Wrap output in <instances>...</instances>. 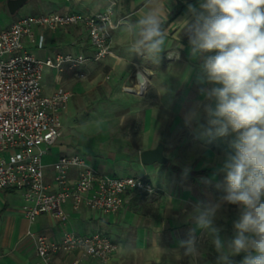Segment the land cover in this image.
Instances as JSON below:
<instances>
[{"label": "built area", "instance_id": "2783aa9c", "mask_svg": "<svg viewBox=\"0 0 264 264\" xmlns=\"http://www.w3.org/2000/svg\"><path fill=\"white\" fill-rule=\"evenodd\" d=\"M116 0H109L99 13L50 12L31 14L0 30V190L22 194L25 215L33 223L41 214H51L67 225L69 213L64 205L70 202L74 211L87 209L103 215L116 213L138 193L152 201L157 189L144 176H116L93 166L75 152L58 157L52 166L54 176L47 180L43 159L48 149L62 135V114L67 109L72 91L63 87L47 94L43 86L46 67L58 72L69 71L74 79L86 77L83 68L100 62L112 49L113 31L120 22L113 20ZM81 25L88 34L91 51L64 52L39 58L30 52L24 39L43 48L46 31ZM136 82L122 87L124 92L145 95L148 74L136 66ZM39 256L38 264H64L62 255H73L67 264L82 260H111L118 244L99 231L81 234L66 229L56 240L45 233L28 230Z\"/></svg>", "mask_w": 264, "mask_h": 264}, {"label": "crops", "instance_id": "0c3cea01", "mask_svg": "<svg viewBox=\"0 0 264 264\" xmlns=\"http://www.w3.org/2000/svg\"><path fill=\"white\" fill-rule=\"evenodd\" d=\"M8 1L0 0V18H2L4 7L8 8ZM31 1L33 2L32 5L26 11L20 13V9ZM160 3L168 9L166 24L168 37L165 50L171 46L183 45L190 47L188 35L181 32V26L176 23L188 14L187 6L192 4L198 7L199 0H160ZM108 4L109 0H26L24 5L15 13L20 17L12 19L8 23H3L0 30L31 14L50 12L95 14L104 11ZM150 6L151 0H116L113 20L120 23L112 35L114 55H108L100 62L88 63L83 68L86 75L83 79H74L67 70L61 72L62 75H69V81L79 82L88 79L92 73L91 67H94L93 64L98 63L111 75L117 74L121 77L126 75L119 83L120 91L127 95L136 96L124 92L122 87L136 82L133 73L137 66L148 74L150 86L154 74L153 67L147 65L143 57L131 54L129 51V36L124 30L125 23L134 22ZM8 15L11 18L13 14L9 11ZM67 33H69V37L64 36ZM45 34L46 44L43 48H38L36 44L31 43L28 37L24 39L26 48L39 58L43 59L64 52L88 53V50L91 51L87 31L81 25L46 31ZM40 51L44 53L40 55ZM169 53L175 54L176 52L171 51ZM108 80L110 83L113 82L111 78ZM60 87L69 89L59 84L51 89L49 94ZM234 152L235 149L227 150L226 148L204 146L201 151L204 157L198 168L179 167L174 163H168L165 167V175H160L158 173L160 167L158 166L155 174L156 179L151 182L159 191L152 201L148 202L142 195L132 193L128 196L126 205L116 213L110 215L101 213L104 218H96L91 210L84 208L74 211L72 204L68 202L64 205V209L69 213L67 225L59 223L49 213L39 215L33 223H30L24 212L27 227H21L18 232L13 234L6 231L14 219L17 218V208L10 205L7 197L19 192L0 190V195L6 199L3 202L0 196V264H38L40 258L32 240L26 237L27 231L45 233L50 238L59 240L66 229H72L81 234L99 231L118 244V248L109 262L104 263L89 258L82 260L80 264H217L218 253L211 243V237L207 230L197 227L190 215L197 205L203 208L219 204L213 226L219 229V236L225 243L230 240L231 236L234 237L236 231L234 222L239 219L241 206L228 204L220 199L225 194L224 188L226 186L225 174L220 168L225 157L234 154ZM61 155L64 154L59 156ZM58 157L45 162L48 181L53 179L54 168L52 164L57 161ZM139 176L146 177V174ZM25 206L26 202L23 207L25 208ZM21 215L22 213L18 215L19 218ZM190 236L195 237L199 255L195 261L191 257H183L177 260L174 253L177 250L183 252V249L179 248V244L181 241L189 239ZM157 247L168 251L159 258ZM72 259L73 255H62L60 257L64 264L69 263ZM235 264H242V262H235Z\"/></svg>", "mask_w": 264, "mask_h": 264}, {"label": "clouds", "instance_id": "9594fccd", "mask_svg": "<svg viewBox=\"0 0 264 264\" xmlns=\"http://www.w3.org/2000/svg\"><path fill=\"white\" fill-rule=\"evenodd\" d=\"M167 13L160 0H151L138 19L125 23L131 54L159 64L168 37ZM187 13L176 24L188 35L191 57L203 58L202 82L220 85L201 89L209 102L203 106L206 135L236 134L235 152L220 168L226 185L220 199L241 206L235 235L227 243L213 226L219 204L197 205L190 218L207 230L217 264H232L231 257L242 252V264H264V0H199L198 7L187 6ZM179 248L183 252L174 253L177 260L195 261L199 255L194 236L181 241ZM167 251L157 247L159 258Z\"/></svg>", "mask_w": 264, "mask_h": 264}, {"label": "rangeland", "instance_id": "374dc122", "mask_svg": "<svg viewBox=\"0 0 264 264\" xmlns=\"http://www.w3.org/2000/svg\"><path fill=\"white\" fill-rule=\"evenodd\" d=\"M32 3L25 4L19 12L26 11ZM7 9L4 7L2 11L0 26L20 17L13 14L9 18ZM64 36L69 37V33ZM171 51L176 53H169ZM43 53L39 52L40 55ZM202 63V57H191L190 47L171 46L161 53L159 64L147 62L153 67L154 74L143 96L122 93L119 83L126 75H111L98 63L91 67L90 77L79 82L69 81V75L46 67L43 72L45 93L49 94L51 89L62 84L72 91L73 96L62 114V135L44 156V163L60 154L77 152L93 166L111 175L146 174L145 178L154 182L156 168L159 166L158 173L165 175L166 165H144L140 152L160 142L165 146L164 153L169 163L186 168L200 166L204 146L234 149L235 133L227 136L206 135L209 125L203 106L209 102L201 94V89L212 86L202 82ZM110 78L112 83L108 80ZM192 113L195 116L189 119ZM155 188L158 193L159 189ZM1 197L4 202L6 199ZM7 200L17 208V218L6 231L13 234L21 227H27L23 215L25 202L20 192L8 196ZM92 213L96 218H104L100 212Z\"/></svg>", "mask_w": 264, "mask_h": 264}, {"label": "water", "instance_id": "95a60500", "mask_svg": "<svg viewBox=\"0 0 264 264\" xmlns=\"http://www.w3.org/2000/svg\"><path fill=\"white\" fill-rule=\"evenodd\" d=\"M26 0H9L7 3L8 9L11 14H15L18 9H20ZM220 86V85H211ZM212 106L215 107V102L212 101ZM165 146L162 142L158 143L155 147L145 149L140 152V160L144 165H152L155 163H160L163 165H168L169 159L164 153ZM232 264H235L234 259H231Z\"/></svg>", "mask_w": 264, "mask_h": 264}, {"label": "trees", "instance_id": "16d2710c", "mask_svg": "<svg viewBox=\"0 0 264 264\" xmlns=\"http://www.w3.org/2000/svg\"><path fill=\"white\" fill-rule=\"evenodd\" d=\"M205 172V171H202ZM194 173H199V172H194ZM190 174V173H189ZM192 174V173H191ZM233 238V236L230 237V240ZM245 253H240L238 255H235L232 257V259H234V262H242L244 259Z\"/></svg>", "mask_w": 264, "mask_h": 264}]
</instances>
